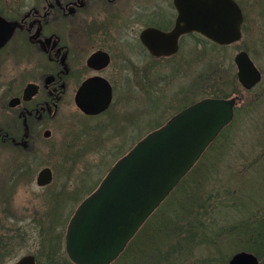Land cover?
Listing matches in <instances>:
<instances>
[{"label": "rangeland", "instance_id": "rangeland-1", "mask_svg": "<svg viewBox=\"0 0 264 264\" xmlns=\"http://www.w3.org/2000/svg\"><path fill=\"white\" fill-rule=\"evenodd\" d=\"M6 3V0H0V11L8 17L12 12L8 5L5 6ZM25 3L29 6L32 0ZM242 4L251 21L257 18L255 16H264V3L261 0H242ZM164 7L168 16L172 17L170 3L164 4ZM143 24L141 17H137L132 24L136 37ZM258 29L257 23L250 22L252 35ZM130 41L137 56L134 55V59H139L135 60V65L127 66L128 72L125 73L131 75L129 81L123 83L119 79L109 110L90 117L82 113L70 98L69 103L66 102L56 118H52L48 124H34L22 151L10 144L0 148V187L16 189L17 207L10 211L13 216L0 221V264H12L26 253L34 255L36 264H72L64 250L63 236L70 215L85 195L76 197L94 181L100 180L110 165L137 139L163 123L182 106L205 95L220 94L219 90L231 92L225 80L232 79L235 83L233 72L236 68L232 58L237 45L220 47L205 39L187 36L182 39L177 56L163 60L152 58L149 63L144 62L145 56L136 39ZM24 51L17 38L3 50L0 55V85L9 74L8 69L18 68L22 62L21 55L29 56ZM257 62L264 70V61L258 59ZM262 89L264 78L252 90L241 89L240 105L247 103L246 109L251 111L253 104L250 103ZM240 107H237L234 121L217 143V148L205 153L204 163L199 170L210 165L212 168H221L222 163L225 165L224 172L229 175L227 180L237 186L236 191L241 199L237 209L233 205L236 200L229 199L235 189H226L227 200L230 201L226 220L246 224L261 215L264 217V98L255 103L249 113ZM1 112L0 121L13 126L14 116ZM45 127L51 131L48 137L43 134ZM20 162H23V172L16 178L15 165ZM45 165L51 167L53 178L50 183L39 186L35 177ZM211 181L212 187L222 180L212 178ZM7 189L1 190L4 192ZM57 191L62 193L60 198H57ZM4 211L0 212L5 214ZM57 238L59 250L56 253L47 250L50 242L55 244ZM241 244L246 246L247 241H234L233 235L232 239L220 243V253L222 256L228 255V259L233 252L242 249L238 246ZM261 247L264 246L259 245L257 252L246 250L258 256ZM226 261L209 264H225ZM259 262L262 264L260 258Z\"/></svg>", "mask_w": 264, "mask_h": 264}, {"label": "water", "instance_id": "water-1", "mask_svg": "<svg viewBox=\"0 0 264 264\" xmlns=\"http://www.w3.org/2000/svg\"><path fill=\"white\" fill-rule=\"evenodd\" d=\"M177 15L169 30L141 29L139 38L154 55L177 50L178 36L195 30L220 43L240 35L241 11L234 0H174ZM12 23L0 15V46L10 36ZM94 53L91 59L100 57ZM106 64L108 55L103 53ZM238 80L250 87L260 72L246 51L234 56ZM29 83L27 98L34 91ZM111 86L101 76H91L78 87L74 102L84 113L96 114L109 105ZM235 97L203 96L170 115L162 124L137 139L106 170L96 186L75 206L64 231V250L73 264H110L123 251L148 216L200 158L207 146L233 116ZM15 103V98L10 104ZM48 134V130L44 135ZM50 166L35 177L39 186L51 182ZM12 264H36L32 253ZM225 264H260L257 254L240 249Z\"/></svg>", "mask_w": 264, "mask_h": 264}, {"label": "flooded vegetation", "instance_id": "flooded-vegetation-1", "mask_svg": "<svg viewBox=\"0 0 264 264\" xmlns=\"http://www.w3.org/2000/svg\"><path fill=\"white\" fill-rule=\"evenodd\" d=\"M6 1L5 6L8 5V9L10 8V13H12L7 17L0 11V15L10 21L13 28L7 41L0 46V55L7 48L8 43L17 38L23 45L24 52L29 56L21 55L22 62L18 68L16 70L8 69L9 74L0 85V111L12 114L15 119L13 126L0 121V148L10 144L22 151L27 145L26 137L30 136L29 131L33 130L34 124L43 122L48 124L52 118H56L59 110L66 102L69 103L70 98L74 102L79 85L88 77L101 76L109 82L111 101L107 108L96 114L84 113L76 107L90 117L104 114L109 110L120 82L119 79H122L123 83L128 82L131 75L125 73L127 66L135 65V60L139 59H134V49L133 46H130V40L133 39H136L143 56H145L144 62L149 63L152 58L163 60L177 56L181 50L182 39L187 36L205 39L220 47H235L237 45L232 61L236 68L233 72V79L238 85L236 86L232 79H226L225 83L231 87V92L219 90L220 94L205 95L235 97L233 116L226 126L234 121L237 107L241 106L240 109L249 113L255 103L264 98V89H262L255 94L256 99L250 103L253 104L251 111H247L249 110V108L246 109L247 103L243 106L240 105L242 103L241 89L252 90L264 78V70L259 67L257 62L258 59L264 61V16H255L257 18L251 21L242 0H234L242 16L239 24L240 35L236 39L220 43L198 31L189 30L178 36V46L175 52L159 56L152 54L147 49L141 42L139 33L146 26H154L162 30L171 29L177 15L174 0H32L29 6L25 3L28 0ZM244 1L246 2V0ZM254 1L247 0V2ZM261 1L264 3V0ZM167 3H170L172 7V17L168 16L167 8L164 7V4ZM137 17L143 18L144 24L136 37L132 24ZM253 21L257 23L259 29L252 35L249 25ZM241 50L247 52L260 72L259 80L250 87H245L237 76L234 56ZM97 52L102 55L89 61V58ZM104 52L108 55L106 64H102ZM29 83L33 84L35 90L27 98H24V89ZM13 98H15V103L10 104V100ZM46 130H48V134L44 136L48 137L51 131L45 127L43 134ZM22 169L23 162L15 165L16 178L22 174ZM1 189L7 188L0 187V211L5 210V214L0 212V221H3L8 216L14 215L10 213L13 208L17 209L16 189H7L4 192Z\"/></svg>", "mask_w": 264, "mask_h": 264}, {"label": "trees", "instance_id": "trees-1", "mask_svg": "<svg viewBox=\"0 0 264 264\" xmlns=\"http://www.w3.org/2000/svg\"><path fill=\"white\" fill-rule=\"evenodd\" d=\"M228 129L229 126H225L219 132L196 163L148 216L123 251L110 264H209L220 261L223 263L228 255L222 256L220 243L228 238L232 239L233 235L234 241H247L246 246H243V243L238 245L242 249L257 252L259 245L264 246L262 215L246 224L226 220V214L230 209L226 189H235L229 199L236 200L233 205L237 209L241 199L236 191L237 186L227 180L229 175L224 172L226 167L223 163L221 165L223 161L220 162L221 168L220 166L212 168L210 165L199 170L204 163L205 153L217 148V143ZM217 153L220 158L219 148ZM212 178H219L222 181L211 187ZM98 181H94V184L76 198L89 193ZM60 194L62 193L57 191V198L61 197ZM58 248L57 238L55 244L50 242L47 250L56 253ZM261 249L264 247L258 251V257L263 264L264 251Z\"/></svg>", "mask_w": 264, "mask_h": 264}]
</instances>
